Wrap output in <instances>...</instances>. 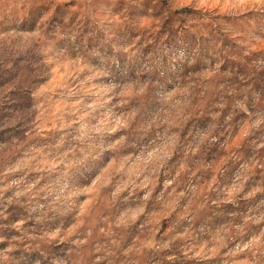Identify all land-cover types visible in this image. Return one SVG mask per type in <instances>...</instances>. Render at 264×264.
<instances>
[{
  "label": "rangeland",
  "instance_id": "1",
  "mask_svg": "<svg viewBox=\"0 0 264 264\" xmlns=\"http://www.w3.org/2000/svg\"><path fill=\"white\" fill-rule=\"evenodd\" d=\"M0 264H264V0H0Z\"/></svg>",
  "mask_w": 264,
  "mask_h": 264
}]
</instances>
